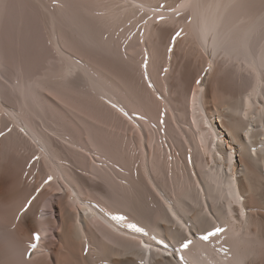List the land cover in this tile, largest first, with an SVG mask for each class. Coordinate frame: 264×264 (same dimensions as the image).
Here are the masks:
<instances>
[{"label": "bare ground", "instance_id": "bare-ground-1", "mask_svg": "<svg viewBox=\"0 0 264 264\" xmlns=\"http://www.w3.org/2000/svg\"><path fill=\"white\" fill-rule=\"evenodd\" d=\"M1 123L0 264L264 254V0H0Z\"/></svg>", "mask_w": 264, "mask_h": 264}, {"label": "rangeland", "instance_id": "rangeland-1", "mask_svg": "<svg viewBox=\"0 0 264 264\" xmlns=\"http://www.w3.org/2000/svg\"><path fill=\"white\" fill-rule=\"evenodd\" d=\"M175 28H174V27ZM172 26V29H174L173 30V32L172 33H170L171 32V30L168 32V37L166 38V42H168V44H169V46H170V48H171V50H172V54H171V58H170V66L171 67H173V72H174V74H175V72L177 71V69H182V67H183V62L182 61H185V57L187 56V54H185V52L183 53L182 51V47H181V42H183V40H184V38H183V34H181L180 33V30H179V25H173ZM174 33V34H173ZM177 33H179V35H177ZM171 34V35H170ZM171 37V38H170ZM168 40V41H167ZM176 44V45H175ZM174 50V51H173ZM177 55H178V59H177ZM186 55V56H185ZM189 56V55H188ZM174 57V58H173ZM182 58H183V60H182ZM173 59H175L174 60V64H172V61H173ZM189 59V58H188ZM187 59V57H186V60H188ZM193 59H194V61H195V58H191V56H190V59L188 60L189 62H188V65H187V63H186V66H184V67H188V66H190L191 65V62L194 64V61H193ZM180 60H182V61H180ZM178 61V62H177ZM179 61H180V63H179ZM217 61V60H216ZM185 62H187V61H185ZM218 62V66H219V63H221V61H217ZM178 63V64H177ZM180 64V65H179ZM183 64V65H182ZM193 64H192V66H193ZM213 65H215V61L213 60V63H212V67H213ZM217 65H216V68H219V67H217ZM181 68H180V67ZM192 66H190V69H192L191 70V72H190V82L192 83V81H195V79L194 78H196V74L198 73V71H197V67H195L194 66V68H191ZM184 70V69H183ZM196 71V72H195ZM199 71H200V69H199ZM196 73V74H195ZM194 75H196L195 77H193ZM193 78V80H191L192 78ZM2 124V123H1ZM8 127V125L6 126V124H2V126H1V129H0V131L2 132H0L1 134H0V136L3 134V132H5V130L4 129H6ZM9 128V127H8ZM2 129H3V131H2ZM3 136V135H2ZM1 138V137H0ZM35 157L34 158H32V159H30L31 160V162H30V160H29V164H28V162H27V164L28 165H26V166H24L23 165V167H22V169L18 172V181H17V187L19 188V189H21V190H26L27 188L28 189H30V188H33L34 187V185L36 184L35 182H36V178L37 177H35V176H37V174L38 173H40V171L38 172V170H39V165H38V163H37V165H34L35 164V162L37 161V156L36 155H34ZM36 158V159H35ZM33 160H34V162H33ZM33 163V164H32ZM33 165V168L34 169H32V166ZM35 167H36V172H35ZM38 169V170H37ZM38 172V173H37ZM24 173V174H23ZM37 173V174H36ZM22 174V175H21ZM38 180H40V181H37V184H36V186L37 185H41V186H39V189L40 190H42V191H44L45 190V186H43L45 183V181H43L42 183H38V182H41V177L38 179ZM39 190V193L40 192H42V191H40ZM38 192H37V194H39ZM45 208H48V205H46V206H44ZM16 226L15 225H13L12 227H11V230H15L16 228H15ZM264 259V254L262 255L261 254V256H260V258L256 261V264H260V262H261V260H263ZM261 264H262V262H261Z\"/></svg>", "mask_w": 264, "mask_h": 264}, {"label": "snow or ice", "instance_id": "snow-or-ice-1", "mask_svg": "<svg viewBox=\"0 0 264 264\" xmlns=\"http://www.w3.org/2000/svg\"><path fill=\"white\" fill-rule=\"evenodd\" d=\"M161 19H163V17H161ZM177 35H179V33H177ZM241 214H243V213H241ZM225 230L226 229H224L223 227H217L213 231L208 232L206 235L202 236L201 239H203L204 241H208L211 237L217 236L220 233L224 232ZM39 240H40L39 233H35L34 234V241L35 242L30 245V248L33 251L37 248ZM191 244H192V240L188 239V240L184 241L181 244V249H188ZM144 247L147 248V245H144ZM28 255H29V258H31L32 252L30 251L28 253ZM181 260H184V257L183 256H181ZM184 264H187V261H185Z\"/></svg>", "mask_w": 264, "mask_h": 264}]
</instances>
